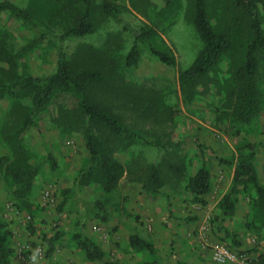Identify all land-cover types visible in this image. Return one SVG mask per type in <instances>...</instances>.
Masks as SVG:
<instances>
[{"label":"rangeland","instance_id":"obj_1","mask_svg":"<svg viewBox=\"0 0 264 264\" xmlns=\"http://www.w3.org/2000/svg\"><path fill=\"white\" fill-rule=\"evenodd\" d=\"M6 1L28 13L20 18L0 12V44L15 51L10 66L22 74L45 76L55 71L57 53L62 50L74 69L102 67L119 92L101 97L122 123L142 137L128 150L116 153L125 163L133 157L138 161L112 191L91 184L73 196L74 177L88 156L84 139L80 134H62L54 122L35 114L34 126L22 139L32 162L38 165L30 206L14 198L0 174V220L5 245L11 249V264H21V258L25 264H252L264 252V237L243 225L245 219H251L247 196L239 195L232 217L217 209L230 186L233 167L216 156L236 157V146L244 141L257 143L255 168L264 184V52L258 66L259 115L234 129L221 113L223 83L230 79L232 61L240 55L247 27L238 28L240 41L233 43L211 74L215 80L198 86L194 99L186 103L178 72L202 47L192 22L193 0H92L93 32L66 39L60 34L80 14L79 0ZM105 1L119 9L118 19L102 11ZM228 4L229 0H207L209 18L217 30L228 25ZM258 16L264 31V5ZM148 27L154 33L148 40L136 41L137 63L126 65L136 34ZM150 45L171 52L175 64L161 62ZM8 65L0 58V76ZM146 94L157 99L160 113H142ZM7 106V100L0 99V122ZM47 149L56 161L55 168L44 160ZM201 151L210 171V190L203 203L184 186L201 165ZM7 152L0 136V155ZM149 162L159 164L162 170L163 184L156 194L142 189L138 180ZM171 163L183 164L184 175L173 174L167 167ZM95 201L103 206L105 220L94 214ZM81 221L83 232L103 251L100 260H88L73 238ZM131 234L151 241L153 252L135 248L129 241ZM50 237L54 242L51 250L46 241ZM217 244L234 252L238 263L216 260L213 247Z\"/></svg>","mask_w":264,"mask_h":264},{"label":"trees","instance_id":"obj_2","mask_svg":"<svg viewBox=\"0 0 264 264\" xmlns=\"http://www.w3.org/2000/svg\"><path fill=\"white\" fill-rule=\"evenodd\" d=\"M79 2L82 5L80 14L75 22L60 34L61 39L84 36L94 30L92 0ZM262 5L264 0H229L228 25L217 30L210 21L207 0H193L192 4V22L201 38L202 47L192 62L178 72L179 89L186 103L194 99L198 86L215 80L211 74L218 68L233 43L240 41L238 28L241 25L247 27L248 35L242 42L240 55L232 61L230 79L223 83L224 108L221 113L230 119L234 129L240 124L250 123L262 109V99L257 88L259 56L264 52V31L258 16L259 7ZM101 8L103 12L119 18V9L108 1L102 2ZM0 12H10L20 18L28 16L27 11L6 0H0ZM153 33L148 27L136 34L125 58L126 65L137 63L136 41L148 40ZM150 50L164 64H175V57L171 52L156 49L151 45ZM14 54L15 51H10L0 44V58L9 64L8 69L0 76V99H5L8 103L0 122V136L8 150L0 155V174L14 198L27 206L31 205L29 193L38 173V165L32 162L22 139L24 133L34 126L35 114L54 122L62 134H80L84 139L88 156L74 177L71 188L73 196L78 194L77 191L82 187L91 184L99 186L105 192L112 191L123 174L130 171L132 164L138 161L133 157L125 163L116 153L128 150L142 138L139 132L122 123L101 97L119 92V88L112 87L115 82L113 77L108 76L98 65L72 68L62 50L57 53L54 72L45 76L22 74L10 66ZM158 106L154 96L146 94L143 97V114L160 113ZM256 150L257 143L244 141L236 146V157L216 156L219 161H225L233 167L230 186L219 199L217 209L221 214L232 217L239 195L244 193L251 207V219H245L243 225L248 231H254L264 237V184L260 182L255 168ZM200 159L201 165L187 177L184 186L197 201L203 203V196L210 190V171L202 151ZM44 160L49 167H56V161L48 149ZM167 167L173 174L184 175L183 164L171 163L167 164ZM138 178L142 189L153 194L158 193L163 184L160 165L154 162L147 163ZM93 212L102 220L106 219L99 201L93 203ZM82 224L81 221L74 229L73 238L88 260H100L103 251L83 232ZM3 227L4 223L0 220V264H11V249L5 245ZM46 241L51 250L54 243L52 237ZM129 241L135 248L150 252L154 250L152 242L139 235L131 234ZM143 264L150 263L146 261ZM177 264L188 263L178 261ZM252 264H264V252L259 253Z\"/></svg>","mask_w":264,"mask_h":264},{"label":"built area","instance_id":"obj_3","mask_svg":"<svg viewBox=\"0 0 264 264\" xmlns=\"http://www.w3.org/2000/svg\"><path fill=\"white\" fill-rule=\"evenodd\" d=\"M213 257L221 262L238 263L237 255L223 245H214ZM21 264H25L22 258Z\"/></svg>","mask_w":264,"mask_h":264}]
</instances>
